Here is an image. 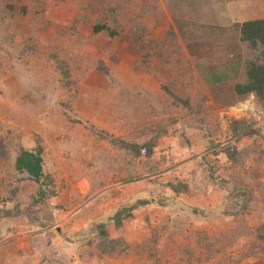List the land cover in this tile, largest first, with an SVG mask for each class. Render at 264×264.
Listing matches in <instances>:
<instances>
[{"label":"rangeland","instance_id":"obj_1","mask_svg":"<svg viewBox=\"0 0 264 264\" xmlns=\"http://www.w3.org/2000/svg\"><path fill=\"white\" fill-rule=\"evenodd\" d=\"M253 19L264 0H0V264H264ZM37 145L35 181L14 159Z\"/></svg>","mask_w":264,"mask_h":264},{"label":"trees","instance_id":"obj_2","mask_svg":"<svg viewBox=\"0 0 264 264\" xmlns=\"http://www.w3.org/2000/svg\"><path fill=\"white\" fill-rule=\"evenodd\" d=\"M240 26V44L246 47L248 52L254 53L253 58L246 60L241 69L244 79L235 85V91L239 96L253 95L264 110V19L246 20ZM95 29L98 32L102 27ZM235 74L237 73L234 71L233 75ZM216 76H218L219 82L228 77L225 72L221 76ZM134 148L138 154L145 153L144 149L141 152V147L134 146ZM41 154L42 147L40 145H37L33 151L20 148L19 154L14 159L16 170L25 172L29 177L38 181L42 176ZM120 216L121 213L118 212L116 214L117 221H120Z\"/></svg>","mask_w":264,"mask_h":264}]
</instances>
